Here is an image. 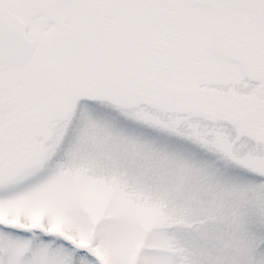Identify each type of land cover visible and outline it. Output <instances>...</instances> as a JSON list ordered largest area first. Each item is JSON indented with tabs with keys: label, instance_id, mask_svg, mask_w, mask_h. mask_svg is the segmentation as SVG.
Masks as SVG:
<instances>
[{
	"label": "snow or ice",
	"instance_id": "6c2138e0",
	"mask_svg": "<svg viewBox=\"0 0 264 264\" xmlns=\"http://www.w3.org/2000/svg\"><path fill=\"white\" fill-rule=\"evenodd\" d=\"M0 264H264V0H0Z\"/></svg>",
	"mask_w": 264,
	"mask_h": 264
}]
</instances>
